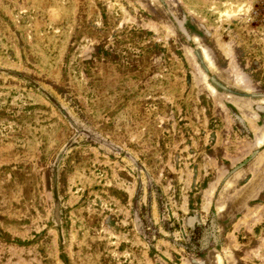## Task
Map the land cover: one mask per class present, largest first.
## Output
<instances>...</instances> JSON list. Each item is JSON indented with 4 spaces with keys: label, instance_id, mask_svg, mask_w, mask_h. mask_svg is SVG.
Here are the masks:
<instances>
[{
    "label": "rangeland",
    "instance_id": "rangeland-1",
    "mask_svg": "<svg viewBox=\"0 0 264 264\" xmlns=\"http://www.w3.org/2000/svg\"><path fill=\"white\" fill-rule=\"evenodd\" d=\"M0 264H264V0H0Z\"/></svg>",
    "mask_w": 264,
    "mask_h": 264
},
{
    "label": "bare ground",
    "instance_id": "bare-ground-1",
    "mask_svg": "<svg viewBox=\"0 0 264 264\" xmlns=\"http://www.w3.org/2000/svg\"><path fill=\"white\" fill-rule=\"evenodd\" d=\"M238 105H240V103L238 104ZM258 165V164H257ZM233 182V181H232ZM248 201V200H247ZM239 208V207H238ZM257 213V212H256ZM253 214H254V212H253Z\"/></svg>",
    "mask_w": 264,
    "mask_h": 264
}]
</instances>
